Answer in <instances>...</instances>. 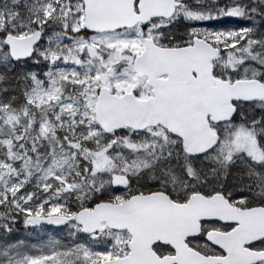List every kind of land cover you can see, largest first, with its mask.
I'll return each instance as SVG.
<instances>
[{"label": "snow or ice", "instance_id": "obj_1", "mask_svg": "<svg viewBox=\"0 0 264 264\" xmlns=\"http://www.w3.org/2000/svg\"><path fill=\"white\" fill-rule=\"evenodd\" d=\"M0 264H264V0H0Z\"/></svg>", "mask_w": 264, "mask_h": 264}, {"label": "rangeland", "instance_id": "obj_2", "mask_svg": "<svg viewBox=\"0 0 264 264\" xmlns=\"http://www.w3.org/2000/svg\"><path fill=\"white\" fill-rule=\"evenodd\" d=\"M22 235H23V231H20L19 233L16 234L17 238L21 237Z\"/></svg>", "mask_w": 264, "mask_h": 264}, {"label": "trees", "instance_id": "obj_3", "mask_svg": "<svg viewBox=\"0 0 264 264\" xmlns=\"http://www.w3.org/2000/svg\"><path fill=\"white\" fill-rule=\"evenodd\" d=\"M21 231H23V230L21 229Z\"/></svg>", "mask_w": 264, "mask_h": 264}]
</instances>
